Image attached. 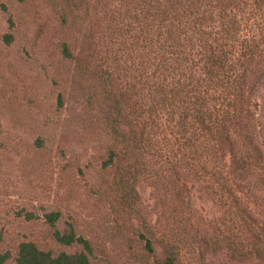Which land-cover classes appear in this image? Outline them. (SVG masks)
<instances>
[{"label":"rangeland","instance_id":"374dc122","mask_svg":"<svg viewBox=\"0 0 264 264\" xmlns=\"http://www.w3.org/2000/svg\"><path fill=\"white\" fill-rule=\"evenodd\" d=\"M0 4L2 264H15L22 240L52 253L79 251V244L52 237L68 228L88 241L91 264H237L227 259L223 239L227 201L210 195L207 171L177 168L176 153L163 163L160 151L155 160L147 144L132 149L129 132L147 125L145 57L133 39L143 21L142 13L134 21L133 10L142 6ZM109 150L121 151L117 165L124 169L134 160L143 169L120 182ZM48 211L59 212L53 225L43 220Z\"/></svg>","mask_w":264,"mask_h":264},{"label":"trees","instance_id":"16d2710c","mask_svg":"<svg viewBox=\"0 0 264 264\" xmlns=\"http://www.w3.org/2000/svg\"><path fill=\"white\" fill-rule=\"evenodd\" d=\"M129 1L135 9L142 6L133 10L134 21L143 15L133 39L145 57L147 119V125L129 132L132 149L147 144L145 150L155 160L160 151L166 153L163 163L176 153L181 160L177 168L194 174L206 170L215 186L209 185L210 195L227 201V259L264 264V0ZM1 36L5 43L11 41L10 34ZM113 97L116 103L118 96ZM109 151L120 182V176L129 174L132 181L143 169L136 160L133 168L124 169L117 165L121 151ZM58 216V211L42 214L49 225ZM52 237L81 249L52 253L22 240L14 263L91 264L88 241L72 229L55 230ZM7 258L8 253L0 254V264Z\"/></svg>","mask_w":264,"mask_h":264}]
</instances>
